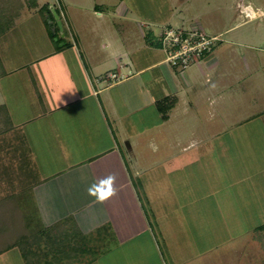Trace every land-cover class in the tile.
Returning a JSON list of instances; mask_svg holds the SVG:
<instances>
[{
    "label": "crops",
    "instance_id": "obj_1",
    "mask_svg": "<svg viewBox=\"0 0 264 264\" xmlns=\"http://www.w3.org/2000/svg\"><path fill=\"white\" fill-rule=\"evenodd\" d=\"M70 1L63 18L71 38L58 45L37 12L0 36V176L8 177L0 180V235H15L0 245V264H106L113 255L122 261L124 243L149 244L138 193L145 152L152 164L177 166L198 141L186 115L221 100L217 83L197 82L210 80L216 56L178 71L160 41L173 20L200 23L205 10L188 0L123 11L117 0ZM116 71L124 78L111 81Z\"/></svg>",
    "mask_w": 264,
    "mask_h": 264
},
{
    "label": "rangeland",
    "instance_id": "obj_2",
    "mask_svg": "<svg viewBox=\"0 0 264 264\" xmlns=\"http://www.w3.org/2000/svg\"><path fill=\"white\" fill-rule=\"evenodd\" d=\"M150 1L117 0L116 9L142 8ZM70 2L0 0V8L12 9L13 25L33 12L45 17L44 23L56 32L58 45L61 40L55 20L48 19L47 11L39 8L44 4L50 10L56 7L65 39L69 34L63 9H69ZM186 3L192 10H205L200 15L203 29L219 37L207 53L216 56L215 71L207 72L209 81L200 75L197 82L206 89L217 83L221 100L216 108L202 101L198 109L191 108L186 115L191 120V136L198 141L191 143L188 158H180L177 166L170 169L165 162L152 164L149 158L153 152L147 149L143 160H148V166L139 175L144 190L138 193L152 240L147 244L138 238L140 248H135V240L132 246L130 242L122 244V261H116L112 254L106 264H153L154 250L158 264H264V226L258 227L264 224V0ZM247 7L257 8L253 17L246 14ZM191 19L187 24L199 23L197 18ZM171 25L177 28L184 24L173 20ZM233 74H239L238 78ZM206 92L209 97L211 92ZM191 98L194 102V92ZM0 178L4 182L8 179ZM2 194L6 195L4 189ZM16 222L9 227L20 233ZM12 234L0 235V245L12 241ZM110 241L112 247L116 240ZM205 248L210 251L201 255Z\"/></svg>",
    "mask_w": 264,
    "mask_h": 264
},
{
    "label": "built area",
    "instance_id": "obj_3",
    "mask_svg": "<svg viewBox=\"0 0 264 264\" xmlns=\"http://www.w3.org/2000/svg\"><path fill=\"white\" fill-rule=\"evenodd\" d=\"M219 37L208 35L200 23L184 24L177 28L165 27L160 35L163 50L166 52V60L172 66L184 69L191 63L200 62L201 58L209 53ZM111 81L124 78L117 72L107 74Z\"/></svg>",
    "mask_w": 264,
    "mask_h": 264
},
{
    "label": "trees",
    "instance_id": "obj_4",
    "mask_svg": "<svg viewBox=\"0 0 264 264\" xmlns=\"http://www.w3.org/2000/svg\"><path fill=\"white\" fill-rule=\"evenodd\" d=\"M2 4H4V3H2ZM6 8H7V6H4V9L3 8H0V9H2L1 11H0V33H2V32H4L5 30H7V29H9L11 26H13V24H14V22L11 20V18H10V14H11V8H10V10H8V11H6ZM41 8H43V9H45L46 11H47V18L48 19H50L51 18V20H54L53 18H54V16H53V14H52V12H51V10L49 9V8H46V4H44V5H42V6H40V8L39 9H41ZM54 9L58 12V10L56 9V7H54ZM41 13V12H40ZM44 22H46L47 21V19L44 17ZM56 23V22H55ZM45 24V26H46V29H47V32H48V34H49V36H50V38H52L53 40H55V37H56V32L54 31V30H52L49 26H48V24L46 25V23H44ZM147 37L149 38V35H147ZM59 40H61V41H63L64 40V37H61L60 36V39ZM57 42V41H56ZM58 43V42H57ZM65 44L67 43L66 41L64 42ZM0 180H1V178H0ZM5 195V194H4ZM2 196H3V194L0 196V200H1V198H2ZM262 226H264V224H260L258 227H262ZM1 251V250H0Z\"/></svg>",
    "mask_w": 264,
    "mask_h": 264
},
{
    "label": "water",
    "instance_id": "obj_5",
    "mask_svg": "<svg viewBox=\"0 0 264 264\" xmlns=\"http://www.w3.org/2000/svg\"><path fill=\"white\" fill-rule=\"evenodd\" d=\"M51 12L54 16V20L58 26V29H59V33H60V36L63 37V27H62V23H61V20L59 19V15L55 12L54 9H51Z\"/></svg>",
    "mask_w": 264,
    "mask_h": 264
},
{
    "label": "clouds",
    "instance_id": "obj_6",
    "mask_svg": "<svg viewBox=\"0 0 264 264\" xmlns=\"http://www.w3.org/2000/svg\"><path fill=\"white\" fill-rule=\"evenodd\" d=\"M106 182L111 185L114 182V177L109 176L106 180ZM114 192V189H110L108 192L103 193L104 197H107L108 195H111Z\"/></svg>",
    "mask_w": 264,
    "mask_h": 264
},
{
    "label": "bare ground",
    "instance_id": "obj_7",
    "mask_svg": "<svg viewBox=\"0 0 264 264\" xmlns=\"http://www.w3.org/2000/svg\"><path fill=\"white\" fill-rule=\"evenodd\" d=\"M246 14L248 15V16H254L253 14H255V10L254 9H252L251 7H247V9H246Z\"/></svg>",
    "mask_w": 264,
    "mask_h": 264
}]
</instances>
